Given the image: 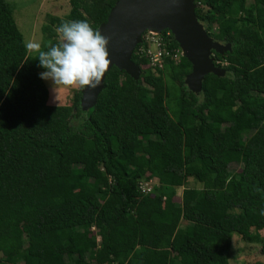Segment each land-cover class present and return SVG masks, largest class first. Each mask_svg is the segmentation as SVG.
Here are the masks:
<instances>
[{"label": "trees", "instance_id": "obj_1", "mask_svg": "<svg viewBox=\"0 0 264 264\" xmlns=\"http://www.w3.org/2000/svg\"><path fill=\"white\" fill-rule=\"evenodd\" d=\"M115 2L68 0L64 16L45 15L42 48L58 42L56 28L66 20H87L98 30ZM194 4L207 34L228 44L222 54L213 52L223 75L205 74L194 93L183 82L191 68L184 55L151 69L135 53L137 44L131 61L138 78L110 66L95 102L82 109V89L70 105L47 104L39 75L45 69L26 51L10 6L0 0L6 261L65 264L73 255L81 261L93 247L91 226L99 236L98 264H228L231 232L261 241L264 253V0ZM165 47L179 49L172 36ZM235 154L241 168L231 174ZM151 178L158 185L141 193L138 182ZM188 178L199 187L185 186ZM175 186L183 187L179 197ZM182 219L189 223L180 226Z\"/></svg>", "mask_w": 264, "mask_h": 264}, {"label": "water", "instance_id": "obj_2", "mask_svg": "<svg viewBox=\"0 0 264 264\" xmlns=\"http://www.w3.org/2000/svg\"><path fill=\"white\" fill-rule=\"evenodd\" d=\"M194 7V0H116L106 21L98 28L109 38L110 66L114 65L136 80L139 67L131 61V54L140 41V33L145 29L158 32L168 29L191 65L183 82L190 91L198 93L205 74H224L209 55L210 52H224L228 44H220L206 34L194 15ZM102 82L95 89H82V109L95 102Z\"/></svg>", "mask_w": 264, "mask_h": 264}, {"label": "rangeland", "instance_id": "obj_3", "mask_svg": "<svg viewBox=\"0 0 264 264\" xmlns=\"http://www.w3.org/2000/svg\"><path fill=\"white\" fill-rule=\"evenodd\" d=\"M11 8L12 17L14 22L22 34L24 43L29 40H35L40 42L41 34H40V25L45 21V15L51 14L58 17H62L65 13H67L69 4L66 0H5ZM166 32H162V30L154 32L145 29L140 33V42L137 44L143 43L145 49L149 50V56L153 59L155 54L158 51L166 46L171 41L172 33L168 29ZM171 35V36H170ZM173 38V37H172ZM136 46V45H135ZM182 52V50L179 48ZM29 53V52H28ZM33 54V53H29ZM173 56L176 58V55ZM213 60V52H210L209 55ZM149 61H152L149 59ZM160 61V57H159ZM153 65L158 64V61L153 62ZM214 63V62H213ZM153 65H149L151 69L154 68ZM214 65H216L214 63ZM217 66V65H216ZM220 67V66H218ZM221 68V67H220ZM43 72L40 71L39 74ZM140 75V70H139ZM44 85L47 88V104L49 105H70L73 101V95L77 91V89H61L58 93L59 99L57 100L56 94L53 91V82L51 80L42 79ZM143 81H147V77H143ZM256 129V126H252L249 133H252ZM248 133V134H249ZM225 134V126L222 127L221 132L218 135ZM247 134V135H248ZM154 138L148 140L144 143V149H146L147 145L153 144ZM71 161L78 165L80 164L79 159L71 158ZM241 168V160L238 155H234V160H231L228 163L227 169L231 174L238 172ZM151 185H154V182L150 181ZM185 186L188 187H197L198 184L192 179L188 178ZM182 186L176 187V194L178 197L181 194ZM233 210H229V213H232ZM185 220L180 221V226L185 225ZM199 226L197 224L194 225V234L197 237ZM263 234L262 232H260ZM89 237H93L90 235ZM260 242H245L239 238V235L236 232L230 233V247L228 253V264H252L254 262H262L264 263V253L259 252ZM98 247H95L93 242V247L86 250L83 259L80 261L76 255H73L71 258H67L65 264H98L94 259V253ZM7 257H4L0 253V264H18V263H9L6 261Z\"/></svg>", "mask_w": 264, "mask_h": 264}, {"label": "clouds", "instance_id": "obj_4", "mask_svg": "<svg viewBox=\"0 0 264 264\" xmlns=\"http://www.w3.org/2000/svg\"><path fill=\"white\" fill-rule=\"evenodd\" d=\"M58 42L25 43L26 51L35 53L45 69L40 78L53 82L56 99L61 89H95L101 84L111 60L109 38L94 29L87 20H66L56 28Z\"/></svg>", "mask_w": 264, "mask_h": 264}, {"label": "built area", "instance_id": "obj_5", "mask_svg": "<svg viewBox=\"0 0 264 264\" xmlns=\"http://www.w3.org/2000/svg\"><path fill=\"white\" fill-rule=\"evenodd\" d=\"M134 49H135V47H134ZM135 53H137L138 56H144V57H146L147 60H148V62H147L148 63V66L149 65H153L154 64L153 62L158 61L159 62L158 64L153 65L154 68L156 67L158 69H160L162 67V60L164 58H169V59H173V60L176 61L177 58H178V56L182 54L179 49L173 50L172 52H169L167 50V48L164 46L161 49V51H158L155 54L154 58L152 59L149 56V50L148 49H145L144 46H143V44L142 45L140 44L135 49ZM176 53H178V54L176 55V58H174L173 56H175ZM159 57H160V61H159ZM149 59L152 60V61H149ZM215 62H218V61L216 60ZM221 64H224V62L223 63L221 62ZM138 189H139V191L141 193H150L152 191L151 190L152 189V185L150 184V181H148V180L147 181L146 180H141V181L138 182ZM90 232H91V236L93 237L95 247H98L99 236L96 234V229L93 226L90 227ZM104 264H108V263H104Z\"/></svg>", "mask_w": 264, "mask_h": 264}, {"label": "crops", "instance_id": "obj_6", "mask_svg": "<svg viewBox=\"0 0 264 264\" xmlns=\"http://www.w3.org/2000/svg\"><path fill=\"white\" fill-rule=\"evenodd\" d=\"M66 1H68V0H66ZM249 2H253V0H248ZM68 10H69V8H68ZM68 12V11H67ZM66 14V13H65ZM64 14V15H65ZM63 15V16H64ZM200 22V21H199ZM201 23V22H200ZM201 25H202V27L204 28V25L201 23ZM205 29V28H204ZM206 31V30H205ZM206 34H207V32H206ZM208 35V34H207ZM220 44H222L223 42H220V41H218ZM223 53V52H222ZM222 53H220V54H222ZM181 55H183V53L181 54ZM223 63V62H222ZM152 138H154V137H152ZM151 138V139H152ZM153 181L154 182V185H158V181H157V179L156 178H151L150 180H148V181ZM198 184V183H197ZM154 185H152V186H154ZM176 187H179V186H175L174 187V189L176 188ZM199 187V184H198V186L197 187H194V188H198ZM175 194H176V190H175ZM177 195V194H176ZM181 195V194H180ZM178 196V195H177ZM182 220H185V219H182ZM186 222H185V225H187L189 222L187 221V220H185ZM184 225V226H185ZM93 242H94V240H93Z\"/></svg>", "mask_w": 264, "mask_h": 264}, {"label": "bare ground", "instance_id": "obj_7", "mask_svg": "<svg viewBox=\"0 0 264 264\" xmlns=\"http://www.w3.org/2000/svg\"><path fill=\"white\" fill-rule=\"evenodd\" d=\"M150 31L154 32L153 30L149 29Z\"/></svg>", "mask_w": 264, "mask_h": 264}]
</instances>
